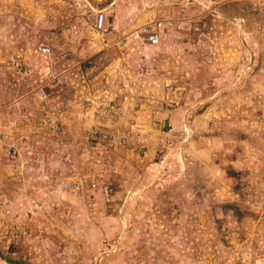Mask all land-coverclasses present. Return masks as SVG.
<instances>
[{
  "label": "rangeland",
  "instance_id": "rangeland-1",
  "mask_svg": "<svg viewBox=\"0 0 264 264\" xmlns=\"http://www.w3.org/2000/svg\"><path fill=\"white\" fill-rule=\"evenodd\" d=\"M89 2L0 0L2 116L16 101L28 107L31 79L10 57L46 44L78 59L95 54L102 79L112 62L106 103L121 111L104 128L111 141L100 136L91 151L77 140L82 119L51 136L22 126L36 131L40 157L35 170L0 172V253L22 264L264 263V0H120L119 14L133 20L123 16L114 38L111 27L93 29ZM141 14L150 19L140 23ZM156 18L161 41L144 69L116 73L104 42L121 37L113 46H122ZM61 79L65 99L77 80ZM229 203L244 211L238 220Z\"/></svg>",
  "mask_w": 264,
  "mask_h": 264
},
{
  "label": "clouds",
  "instance_id": "clouds-1",
  "mask_svg": "<svg viewBox=\"0 0 264 264\" xmlns=\"http://www.w3.org/2000/svg\"><path fill=\"white\" fill-rule=\"evenodd\" d=\"M156 19H158V18H156ZM105 20H106V18H105ZM105 20H104V28L105 29L96 28V26L94 24V21H93V29L96 30L97 32L106 31L107 29H106ZM125 39L129 40V42L131 44H136L135 46H132L129 49L131 52H133L135 54L136 48L138 47V41H131L129 38H126V37L124 38V40ZM160 41H161V39H160ZM109 43H110V41L104 42L103 45H107V46H106L105 49H102V50H109L110 49V44ZM115 44H116V42L112 43V45H115ZM158 44L153 45V46H157ZM40 46H42V45H40ZM44 46H47L50 49H52L53 53L55 54L54 57H52V60H50V61L48 60L47 63H46V59L45 60H44V58L42 59L41 56H39V54L36 53V49L39 46L36 47V48H33L32 50L31 49L30 50L29 49H24V50H29V52L22 50V53L24 54V59H26V62H30L31 65H32L31 66V69H32L31 73H27V72H23V73H25L27 76L35 75V78L37 79V82L33 86V89L36 88L40 84V82H42V79L48 78V77H52L53 75H56V74L59 75L60 82L54 81L57 84V88H52L49 91H46L49 94V99L51 101H54V103L58 106V108L61 111H65V114H66V112L69 114L68 117L64 116L62 118V123L60 125L59 130H57V131H60V130L63 129V123H65L66 120L71 121L74 118L77 122H80L81 119H82V121L84 122V125H83L84 127L82 126L83 129L80 130L79 128H81V125L77 126L78 128H76V129L79 130L77 134H79V132H81L80 133L81 137H78L77 140H80V143L84 144V149H87L88 151H91V150L94 149L96 144H99V140L100 139H98V138L100 136L105 135L104 132H106V131H104V128L108 127V126L110 127V125L112 123L117 122L116 118L120 115L119 113L116 115L114 122L109 123V122L106 121L104 123V121H102V119L92 115V112L89 110V108L86 107L87 104H86V102L83 99L86 96L90 97L92 95L97 94L99 91H101V85H99V84H101V82H103L104 77L107 78V79H110L112 74H113L112 73L113 71L110 72L108 70V67H110V65H112V62H110V63H108L106 65L105 70H104V74L105 75H104V77L102 79V77H100V75H99V72L98 73L92 72L91 65H93V62H90V61H91V58H93L95 54L94 55H87L85 58L78 59L77 57H73L72 56L73 53L70 52L69 49H60V51H59V50H56L54 47H52L50 45L46 44ZM128 46H126L125 49ZM142 55H143V63L145 65V60L148 58V53H146V47L143 49V54ZM136 57H137L136 58L137 60H136V64L134 65V69H133V71H135V72H136V69H137V65L140 64L139 63L140 60H139L137 55H136ZM36 59L38 61V64H40V66H41L39 69H38V66L36 68V65H35ZM54 60H57L56 61L57 65L60 68L59 70H56L55 67L53 68V66H51V64H53V63L50 64V62H54ZM116 60L118 61L117 63H119V62H121V60H125V59H123V58L120 59L118 57L117 59H115L113 61H116ZM45 66H48L49 67L48 70H50L47 75L44 74L45 72L44 73L42 72V71H44L43 67H45ZM93 67H94V65H93ZM116 67L118 69V71H116V73L117 72H121L120 74H122V73L126 74V72L128 71V70L124 69L126 67V65L122 66L119 63V66H116ZM48 70H46V71H48ZM23 73H22V75H23ZM89 73L90 74L94 73L95 76L93 78H91L89 76ZM107 73H108V75H107ZM116 73H114V74H116ZM63 74H72V77L74 76L75 80H77L76 86H79V89H77V88L75 89V87H76L75 86L74 87V91L71 93V96L70 97H66L65 99H63L61 97V94H60V90H61L60 86H62L61 76ZM98 78H99V81H98L99 84L95 85V82L98 80ZM39 79H40V81H39ZM47 85H49V84H47ZM46 86L44 88H46ZM30 94H32V98L34 99L35 96H34L33 93H31V91H28V93L25 94L23 97H25L27 95H30ZM75 98L77 99V103H76L77 105H75L74 102H73V99H75ZM34 100H36V99H34ZM58 102H60L61 106L59 105ZM19 106L23 107L22 105H19L18 101H16L14 104H11L10 107H9V110L12 107V115L5 114L6 116L5 115L1 116L2 118H0V133H5L6 136H7L6 140L8 141V143L12 144L13 147L15 149H17V152L19 153V155L16 156L15 159L17 158L19 161H22V160L25 161L26 160L25 158H27V163H30V161H33V163H34L35 162L34 160L39 156L38 153H37L38 145L33 142L35 137H36V131L30 130L31 131V135H29V133L21 132V129H22V126H23V127L28 128V129H31V128L35 127V128H37L39 130L40 127L36 126L37 125L36 121L38 119L35 121L34 117L32 115H30L29 116L30 120H29L28 123L20 124L19 127L10 126V122L13 119H20V115H18V107ZM23 108H25V107H23ZM3 109H6L5 105L3 106L2 110ZM26 110L29 111L27 107H26ZM74 111H75V116H74ZM90 128L98 129L99 131H97V134L91 135V134L88 133V130ZM42 130H44L46 133H48L49 136H51L50 133H56L57 132V131L52 132V131H50V130H48L46 128H42ZM19 133H22V134L19 135ZM17 135H18V137H17ZM22 135H25L27 140H25L24 136H22ZM9 136H12V139L14 138L15 142H16V140H22L23 145L20 147L19 145H16L12 141L9 142V140H8ZM107 136L108 135L104 136L105 137L104 140H106V143L108 141H111L108 138H106ZM26 142L28 144H26ZM63 142L65 143L66 141H62V143ZM36 143H37V141H36ZM122 143L124 144V141ZM0 146L2 148L1 144H0ZM27 147H29V149L31 150V151H29L30 154L25 153L27 151ZM22 149H24L23 152L21 151ZM42 151H45V148ZM4 153H5V151H4ZM71 157L73 158V156H71ZM31 158H33V160H30ZM15 159L11 157L10 160H11V162L13 164L20 165L21 163H19V161H16ZM13 160H15L16 162L13 161ZM66 161L69 162V164H70L71 159L67 158ZM16 165H14V166H16Z\"/></svg>",
  "mask_w": 264,
  "mask_h": 264
},
{
  "label": "built area",
  "instance_id": "built-area-1",
  "mask_svg": "<svg viewBox=\"0 0 264 264\" xmlns=\"http://www.w3.org/2000/svg\"><path fill=\"white\" fill-rule=\"evenodd\" d=\"M104 20H105V14L103 10H97L94 14V24L96 28L98 29H105L104 28ZM164 19H155L150 22L144 23L143 25H140L139 27H136L133 29L126 38H129L131 41H138V47L136 48L135 54L138 56L140 60V64L137 65L136 72L141 73V71L144 69V63H143V49L148 45H156L160 42L161 39V31L163 29V22ZM133 50V49H132ZM22 50L20 49L19 52H17L15 55H12L10 57V67H13L14 70H16L18 73L21 72H27L31 73V63L26 62V59L23 58V53H21ZM36 53L41 56V58L44 60L46 59V63L49 60H52V57H54V53L52 49H50L47 46H39L36 49ZM31 69V70H30ZM49 67L45 66L43 67L42 71L45 75L49 73L50 70H48ZM48 70V71H46ZM47 79H50L49 82L46 84H40L33 90H31V93L34 94L36 99V109L39 111V118L36 121L37 127L40 128H46L52 132H55L59 130L60 125L62 123V118L68 117L69 114L65 111H61L58 106L54 103V101H51L49 99V94L45 90V86L47 84H51L52 82H60L59 75H53L52 77H48ZM103 83H101V91H99L97 94L92 96H86L84 97V101L86 102V107L89 108V110L92 112V115L95 117H99L104 121V123L107 121L109 123L115 121V117L118 113H120L118 110L116 111L112 105L109 106V103L107 104L106 101H112L111 99V87L109 86L110 83H108V79L104 77ZM107 99V100H106ZM73 102L75 105H77V99H73ZM18 115H20V119H13L10 122V126L13 127H19L20 124H26L29 122V116L31 113L26 110V108H23L21 106L18 107ZM31 118V117H30ZM67 119V118H66ZM98 129L90 128L88 130V133L91 135L97 134ZM106 136V135H103ZM7 136L5 133H0V144L2 145V149L5 151V153L8 156H11L15 159L16 156L19 155L17 152V149L13 147L12 144L8 143L6 140ZM123 142V141H122ZM40 157V156H38ZM37 157V158H38ZM30 160H33L31 158ZM16 165V164H14ZM264 264V263H262Z\"/></svg>",
  "mask_w": 264,
  "mask_h": 264
},
{
  "label": "crops",
  "instance_id": "crops-1",
  "mask_svg": "<svg viewBox=\"0 0 264 264\" xmlns=\"http://www.w3.org/2000/svg\"><path fill=\"white\" fill-rule=\"evenodd\" d=\"M89 1H90L89 2L90 3V6L91 7L94 6L93 8H91L92 11H94V13H95L96 10H99V9H102L104 11L105 18H106L105 24H106V26L111 27L113 29V31L111 33V34H113L112 35L113 38L116 36L118 30L124 29L126 27V24H125V26L123 24L124 23V21H123L124 20V17H125V19L127 18L128 21H131L132 22V20H133V18H128V16H124V13L122 11L120 12V14H122V15L119 14L120 9H118V7H116V6L120 3V0H96V1L94 0V1H92V3H91V0H89ZM100 4H102V5H100ZM114 14H115V17H114ZM145 16H146V14H145ZM138 17H139V19L141 21L140 23H142V21H143L144 18H145V20H147L148 18L150 19V17L148 15H147V17H144V14H141V16H138ZM91 21L92 22L94 21V15L92 16V20ZM120 22H122V23H120ZM134 23L136 24V22H134ZM138 25H140V24H138ZM120 39H121V37H120ZM120 39L119 40H116V44L121 43L120 42ZM109 44H110V49L117 50L118 52L121 53V55H120L119 58L120 59L123 58L125 60H121L120 64L122 66L126 65V67L124 68V69L128 70L126 72V74L129 75V76H131L132 75L131 71L134 73L133 69H134V65L136 64V60H137L136 58L137 57L129 49H130V47L135 46L136 44H131L129 42V40H127V39H125L123 41V45L122 46L117 45L116 48L112 45V42H110ZM126 46H128V47L125 49ZM157 46H153V45L152 46L151 45L146 46V53L152 55V53L155 52ZM29 78L31 80L29 81V83L27 84V86H30V87H28L27 92L25 90L26 94L28 93V91H31L33 89V86L37 82V79L36 78H33L32 76H29ZM49 80L50 79L44 78V79H42V82H40V84H46L47 82H49ZM39 81H40V79H39ZM51 88H57V84L55 82H53V83L47 85L46 88H45V90L46 91H49ZM31 96H32V94L28 95L27 97H24V100H25V103H27L26 106H28L27 107L28 110H30L31 112H33L34 109L36 108V102H34V100H33V98ZM1 112H2V107H0V113ZM11 112H12V107L10 109V115H12ZM1 116L2 115L0 114V118H2ZM20 134H22V133H19V135ZM17 137H18V135H17ZM8 140H9V142H11V141L13 143L15 142L14 138L12 139V136H9L8 137ZM18 142L19 143H22V145H23L22 140H19ZM26 144H28V143L26 142ZM21 151L23 152L24 149H22ZM29 151H31V150L29 149V147H27V151L25 153L30 154ZM3 155L4 156H2L0 158V172L2 174H5V173L8 174L13 169L16 170V169H19V168L24 167V166L28 167V168H24V169H32V170H35V166L32 165L33 164V161H30V163H27L24 160L19 161L16 158L15 160L16 161H19V163H21V164L14 166V164L12 162H10L11 156L6 155L5 153ZM36 160H38V158H36L34 161H36Z\"/></svg>",
  "mask_w": 264,
  "mask_h": 264
},
{
  "label": "trees",
  "instance_id": "trees-1",
  "mask_svg": "<svg viewBox=\"0 0 264 264\" xmlns=\"http://www.w3.org/2000/svg\"><path fill=\"white\" fill-rule=\"evenodd\" d=\"M108 28V26H106V29ZM109 51V50H108ZM116 52H114L113 54L114 55H116L115 57H113L111 60L113 61V60H115V59H117L118 57H120V55H121V53L120 52H118L117 50H115ZM107 52V51H106ZM105 52V53H106ZM108 53H112V51L111 52H107V54ZM90 62H93V63H95V62H97V61H90ZM109 63V62H108ZM95 73H98V69L97 70H95L94 71ZM52 89V88H51ZM70 165V164H69ZM225 208H229L230 209V211H232V212H230L231 213V216H232V219H235V220H238L240 217H242V215H243V213H244V211L242 212V210H240V208L237 206V204L236 203H229V204H227L226 205V207ZM224 213H225V215H228L229 214V212H227L226 210L224 211ZM148 233V232H147ZM142 235H143V232H140V235H139V237L137 238V242H139L140 241V243H144V244H146V239H147V237H142ZM155 234H154V232H149V237H152V236H154ZM135 244V243H134ZM139 253H141L140 252V250L138 251V253H136V255H138ZM0 258L1 259H3L4 260V262L5 263H7V264H22V260H17V259H14L13 257H10V256H8V255H4L2 252L0 253ZM170 256L171 257H174L175 255L173 254V253H171L170 254ZM165 261H174V260H172V259H170V258H168L167 257V259H165Z\"/></svg>",
  "mask_w": 264,
  "mask_h": 264
}]
</instances>
